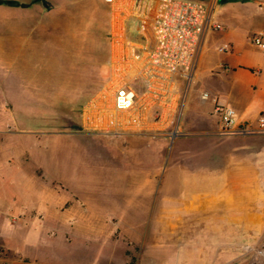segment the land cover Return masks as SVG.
Wrapping results in <instances>:
<instances>
[{"label": "crops", "instance_id": "1", "mask_svg": "<svg viewBox=\"0 0 264 264\" xmlns=\"http://www.w3.org/2000/svg\"><path fill=\"white\" fill-rule=\"evenodd\" d=\"M214 20L220 28L202 36L191 81H176L159 118L154 108L147 112V98L118 122L111 118L117 114L110 109L107 81L109 37L99 92L104 104L95 106L94 98L82 113L87 130L161 136L172 142L169 155L189 160L168 161L162 177L158 163H138L128 168L138 176L77 182L73 176L63 180L57 164L54 177L37 176L40 163L32 167L16 151L10 177H0V187L9 186L6 193L0 189V264H222L217 251L237 249L254 233L255 204L264 202V131L257 130L264 115V52L247 37L264 30V0L226 2L214 10ZM223 46L229 51L219 52ZM135 88L145 93L141 82ZM202 92L233 108L235 125L248 132L220 133L219 117ZM178 112L180 136L199 141L176 143L167 136ZM143 170L155 173L143 176ZM62 186L71 187L70 193Z\"/></svg>", "mask_w": 264, "mask_h": 264}, {"label": "rangeland", "instance_id": "2", "mask_svg": "<svg viewBox=\"0 0 264 264\" xmlns=\"http://www.w3.org/2000/svg\"><path fill=\"white\" fill-rule=\"evenodd\" d=\"M3 1L7 3L0 4V177H10L16 151L32 167L40 163L37 176L54 177L57 164L63 180L73 176L77 182L138 176V170L128 169L138 163L144 167L158 163L162 177L168 161L189 160L169 155L172 142L161 136L120 137L82 126L83 110L92 99L104 97L99 92L104 82L101 66L108 54L109 5L103 0ZM233 1L237 0H213L214 10ZM175 124L176 143L199 141L180 136L181 126ZM150 173L155 171L143 170V176ZM60 188L70 193L71 187ZM0 189L6 193L9 186L4 183ZM255 213L254 233L241 239L237 249L217 251L222 264H264V202H256Z\"/></svg>", "mask_w": 264, "mask_h": 264}, {"label": "built area", "instance_id": "3", "mask_svg": "<svg viewBox=\"0 0 264 264\" xmlns=\"http://www.w3.org/2000/svg\"><path fill=\"white\" fill-rule=\"evenodd\" d=\"M109 5L108 37L111 47L109 75L107 81L113 91L111 117H118L141 108L144 98L152 103L156 119L158 109L167 102L171 89L178 79L189 84L196 68L199 45L202 36L209 30L219 29L214 20L213 0H103ZM248 44L264 52V30L251 33ZM219 52H228L227 46ZM144 84L145 93L138 95L135 84ZM202 100H210L219 117V132L233 134L248 132L235 125L233 108L222 104L217 97L207 92L200 94ZM101 106L103 101L97 100ZM104 104V103H103ZM90 108L95 109L93 104ZM121 114V115H120ZM178 112L175 122L167 132L171 139L178 134ZM257 130L264 131V115L257 119ZM118 128L108 132L118 134ZM135 264V262L131 263Z\"/></svg>", "mask_w": 264, "mask_h": 264}, {"label": "trees", "instance_id": "4", "mask_svg": "<svg viewBox=\"0 0 264 264\" xmlns=\"http://www.w3.org/2000/svg\"><path fill=\"white\" fill-rule=\"evenodd\" d=\"M39 0H29V3L31 4V3H36V2H38ZM228 1H231V0H228ZM5 3H7L6 1H3V0H0V4H5ZM11 4V3H10ZM13 4V3H12Z\"/></svg>", "mask_w": 264, "mask_h": 264}]
</instances>
